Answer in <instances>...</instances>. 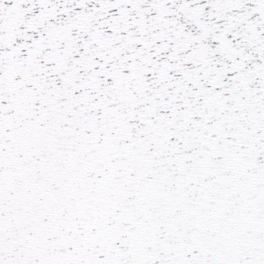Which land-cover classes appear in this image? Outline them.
Here are the masks:
<instances>
[{
	"label": "snow or ice",
	"instance_id": "6c2138e0",
	"mask_svg": "<svg viewBox=\"0 0 264 264\" xmlns=\"http://www.w3.org/2000/svg\"><path fill=\"white\" fill-rule=\"evenodd\" d=\"M0 264H264V0H0Z\"/></svg>",
	"mask_w": 264,
	"mask_h": 264
}]
</instances>
